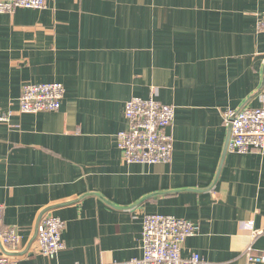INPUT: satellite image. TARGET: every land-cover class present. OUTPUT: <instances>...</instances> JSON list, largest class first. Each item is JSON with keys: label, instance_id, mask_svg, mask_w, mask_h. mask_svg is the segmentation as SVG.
Instances as JSON below:
<instances>
[{"label": "crops", "instance_id": "0c3cea01", "mask_svg": "<svg viewBox=\"0 0 264 264\" xmlns=\"http://www.w3.org/2000/svg\"><path fill=\"white\" fill-rule=\"evenodd\" d=\"M263 19L264 0H49L0 14V109L17 110L24 84L65 89L57 112L0 124L2 229L20 237L0 256L139 258L154 214L198 226L182 258L246 264L248 222L263 232L253 253L264 254V149L225 152V113L264 105ZM151 95L175 109L171 163L127 165L115 137L124 105ZM42 213L65 222L54 260L34 237Z\"/></svg>", "mask_w": 264, "mask_h": 264}, {"label": "built area", "instance_id": "2783aa9c", "mask_svg": "<svg viewBox=\"0 0 264 264\" xmlns=\"http://www.w3.org/2000/svg\"><path fill=\"white\" fill-rule=\"evenodd\" d=\"M49 0H0V14H10L16 9H43ZM258 30L264 31V19L257 22ZM65 95L61 83L24 84L17 100V110L2 111L0 124L9 123L15 114L53 113L60 109ZM127 128L116 134V144L123 162L127 165L152 166L170 164L173 153V137L170 132L175 109L151 95L147 99L133 97L124 105ZM230 119L231 122H230ZM225 122L230 124V139L227 151L236 154L260 152L264 149V105L257 109H240L225 113ZM0 205V247L8 252L20 244L15 228L2 229ZM252 239L258 237L253 222L245 226ZM65 222L47 215L37 229L38 252L48 260H54L63 250L62 232ZM198 226L183 219L167 215H146L142 221V254L124 262L108 264H207L198 254L181 257V249L187 238L196 236ZM246 264H264V254H253L251 247L243 253ZM0 264H14L4 255Z\"/></svg>", "mask_w": 264, "mask_h": 264}, {"label": "water", "instance_id": "95a60500", "mask_svg": "<svg viewBox=\"0 0 264 264\" xmlns=\"http://www.w3.org/2000/svg\"><path fill=\"white\" fill-rule=\"evenodd\" d=\"M231 120H232V119H230V122H231ZM230 130H231V126H230V124H228V137H227L226 142H225V152L227 151V145H228V142H229V139H230ZM42 216H43V213H42V215L40 216V218H39V220H38V223H37V226H36V232H35L34 237H36V235H37L38 225H39V222H40ZM4 254L7 255L8 252L4 251Z\"/></svg>", "mask_w": 264, "mask_h": 264}, {"label": "rangeland", "instance_id": "374dc122", "mask_svg": "<svg viewBox=\"0 0 264 264\" xmlns=\"http://www.w3.org/2000/svg\"><path fill=\"white\" fill-rule=\"evenodd\" d=\"M257 231V233L259 234L258 235V237L256 238V239H252V237H251V234H250V239H251V241H250V244H249V246L248 247H251V249L253 250V248H252V245H253V243L263 234V232L262 231H258V230H256ZM247 247V248H248ZM253 254H255V253H253ZM259 255H263V254H259ZM244 256V255H243Z\"/></svg>", "mask_w": 264, "mask_h": 264}]
</instances>
